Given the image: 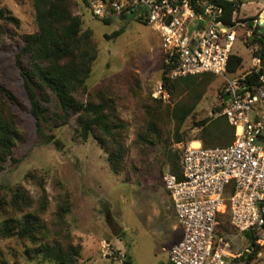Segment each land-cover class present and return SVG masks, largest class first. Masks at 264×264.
Masks as SVG:
<instances>
[{
	"label": "rangeland",
	"instance_id": "374dc122",
	"mask_svg": "<svg viewBox=\"0 0 264 264\" xmlns=\"http://www.w3.org/2000/svg\"><path fill=\"white\" fill-rule=\"evenodd\" d=\"M237 1L241 3L238 20L258 19L262 14L264 0ZM0 9L19 20V26L0 22L4 31L0 33V82L21 104L15 109L19 135L13 158L18 162L10 159L0 171V219L15 214L8 202L12 190L21 185L33 200V212H38L45 194L47 207L41 217L49 229L51 243L67 246L83 241V256L90 261L79 264L157 263L183 237V227L163 183V174L174 170L169 156L179 158L184 147L203 132L198 124H211L222 115L215 110L222 103L224 77H200L201 85L207 83L205 93L181 129L184 141L175 143L171 110L177 103L186 102L189 92L173 97L168 89L174 80L164 76L161 34L135 17H115L106 24L79 0H73L74 14L82 18L84 29L92 31L98 49L91 74L77 97L87 102L105 95L115 104V121L126 125L122 134L125 156L122 170L116 173L107 151L93 136L85 141L78 137L76 115L61 128H55L53 121L43 123L45 135L62 142L60 149L42 141L16 65L22 36L38 29L33 2L0 0ZM243 25L247 23L238 21L235 27L237 40L233 49L243 58L239 74L251 69V50L245 41L248 32ZM260 27L264 29V23ZM118 31L121 32L115 35ZM159 83L169 94L165 100L157 95ZM50 111H54L53 106ZM151 120L160 132L159 138L150 136ZM229 135L230 130L225 137ZM67 206L68 211L61 212V207ZM221 214L216 240L222 239V245L236 259L246 257L250 247L247 231L240 232L231 225L228 213ZM252 231L256 238L264 239L263 229ZM106 246L116 253L120 252L117 248H122L129 253L131 262L103 257ZM0 264L54 263L35 255L29 241L0 237ZM252 264H264V248Z\"/></svg>",
	"mask_w": 264,
	"mask_h": 264
},
{
	"label": "built area",
	"instance_id": "2783aa9c",
	"mask_svg": "<svg viewBox=\"0 0 264 264\" xmlns=\"http://www.w3.org/2000/svg\"><path fill=\"white\" fill-rule=\"evenodd\" d=\"M83 3L100 20L135 17L154 27L162 36L167 80L202 74L224 77L220 113L234 129L233 142L213 148L189 143L180 155L181 176L166 171L163 183L183 227L182 239L170 251V264H237L215 232L221 213H228L240 232L264 230V44L246 43L251 69L229 73L236 28L223 22L222 8L210 0H194L195 6L191 0ZM260 19L254 20V28L261 25ZM156 92L164 100L169 97L163 83ZM260 241L264 245V239ZM105 257L124 260L126 254L107 247Z\"/></svg>",
	"mask_w": 264,
	"mask_h": 264
},
{
	"label": "trees",
	"instance_id": "16d2710c",
	"mask_svg": "<svg viewBox=\"0 0 264 264\" xmlns=\"http://www.w3.org/2000/svg\"><path fill=\"white\" fill-rule=\"evenodd\" d=\"M191 1L195 6L194 0ZM210 1L222 8V20L227 26L236 27L238 21H241L247 23L246 26L243 25L246 32L254 27V20L257 18L239 20L236 18L241 5L237 0ZM32 2L38 29L22 36V47L16 56V65L23 79L30 113L36 120L40 138L44 143L52 142L60 149L62 142L57 139L52 140V137L45 135L43 123L53 121L55 128H61L76 115L78 137L85 141L93 136L107 151L113 171L120 172L121 162L125 156L122 134L126 125L115 121L113 100L102 95L98 100L83 102L77 97L91 74L98 54L92 31L84 29L82 18L74 14L73 0H32ZM79 3H83V0H79ZM102 21L106 24L111 23L110 19ZM0 22L19 26L16 17L1 9ZM260 29V26H256L253 34L246 37V43L264 44V33ZM120 32H116L115 35ZM0 33L4 31L0 29ZM242 63V56L232 54L228 66L229 73H236ZM206 75L211 74L177 78L168 86L173 97L177 95L176 93L189 92L188 100L177 103L171 110V117L175 123V143L184 141L181 129L205 93L207 83L201 85L199 79ZM253 76L254 74L248 76L247 80L253 79ZM20 105L15 94L0 82V171L10 159L14 163L18 162L13 158V151L19 135L15 109ZM50 106H53V112L50 111ZM221 110L222 104L215 111ZM198 125L203 132L192 139V142L199 141L206 148L228 146L235 138L234 129L224 115L211 124L203 122ZM229 130L230 135L225 137ZM149 132L150 136H154L153 138L160 137L153 120L149 122ZM149 141L155 143L154 140ZM169 159L174 165V170L171 172L180 177V157L169 156ZM8 204L15 214L0 219V237H16L29 241L35 255L54 264H78L83 258L81 243L63 246L59 242L49 241L50 232L41 217V213L47 207L45 194L41 197L38 212H33L31 211L33 200L21 185H17L12 190ZM68 209L69 206L61 207V212L66 213ZM58 215L62 217V213L59 212ZM218 226L219 224L215 236ZM246 235L250 240V252H247L246 257H240L235 261L252 264L264 245L254 236L252 230L247 231Z\"/></svg>",
	"mask_w": 264,
	"mask_h": 264
},
{
	"label": "crops",
	"instance_id": "0c3cea01",
	"mask_svg": "<svg viewBox=\"0 0 264 264\" xmlns=\"http://www.w3.org/2000/svg\"><path fill=\"white\" fill-rule=\"evenodd\" d=\"M101 242V241H100ZM179 241H177L176 243H178ZM175 243V244H176ZM81 244H82V253H83V250H84V248H83V241L81 242ZM174 244V245H175ZM173 245V246H174ZM172 246V247H173ZM172 249V248H171ZM171 249H170V251H171ZM123 249L122 248H117V251H121V252H126V251H122ZM170 251H168L167 252V254L166 255H164V257L162 258V259H160V260H158V262L157 263H149V264H170V261H169V254H170ZM126 254V263H130L131 262V257H130V255H129V253L128 252H126L125 253ZM103 257H105V256H103ZM108 258V257H107ZM110 258V257H109ZM110 259H113V258H110ZM114 260V259H113ZM90 261V258H88V257H84L83 256V258L79 261V263H83V262H89ZM119 261H121V260H119ZM124 261V262H125ZM78 263V264H79Z\"/></svg>",
	"mask_w": 264,
	"mask_h": 264
},
{
	"label": "bare ground",
	"instance_id": "6f19581e",
	"mask_svg": "<svg viewBox=\"0 0 264 264\" xmlns=\"http://www.w3.org/2000/svg\"><path fill=\"white\" fill-rule=\"evenodd\" d=\"M260 17H261V20H262V22H263V21H264V11L262 12V14H261ZM199 144H200V143L197 142V141H196V142H192V145H193V146H199Z\"/></svg>",
	"mask_w": 264,
	"mask_h": 264
},
{
	"label": "water",
	"instance_id": "95a60500",
	"mask_svg": "<svg viewBox=\"0 0 264 264\" xmlns=\"http://www.w3.org/2000/svg\"><path fill=\"white\" fill-rule=\"evenodd\" d=\"M261 22H262V21H261ZM262 23H264V21H263ZM262 32L264 33V30H262Z\"/></svg>",
	"mask_w": 264,
	"mask_h": 264
}]
</instances>
